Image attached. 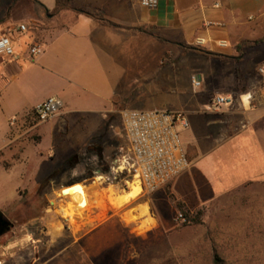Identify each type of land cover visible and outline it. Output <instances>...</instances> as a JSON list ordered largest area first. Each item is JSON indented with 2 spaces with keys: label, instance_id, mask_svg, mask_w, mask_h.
<instances>
[{
  "label": "rangeland",
  "instance_id": "1",
  "mask_svg": "<svg viewBox=\"0 0 264 264\" xmlns=\"http://www.w3.org/2000/svg\"><path fill=\"white\" fill-rule=\"evenodd\" d=\"M28 1L0 0V34L20 23L37 28ZM12 40L16 57L0 56V213L11 225L0 236V264H212L215 255L224 264H264V176L244 179L264 174L261 165L228 172L231 152L229 158L218 153L193 163L197 154L188 146L186 172L129 202L121 198L132 184L126 186L124 178L105 183L95 176L125 145L120 119L125 109L184 111L190 128L182 140H197L203 133L202 122L191 111L197 110V95L204 105L209 102L202 96L206 86L193 90L197 75L181 73L182 63L192 64L191 51L184 49L163 64L181 73L180 90L128 91L103 118L62 110L39 122L31 116L32 108L52 85L29 54L28 33ZM18 56L22 59L14 79L8 66ZM252 96L256 99L255 90ZM148 97L157 104L154 108L144 106ZM94 101L97 107L105 104ZM214 137L205 152L216 145ZM100 148L103 161L98 159ZM259 152L264 153V140ZM89 174L93 177L87 179ZM74 182L78 184L68 188ZM81 185L92 192L74 212L69 196ZM172 198L201 223L177 221L180 212Z\"/></svg>",
  "mask_w": 264,
  "mask_h": 264
},
{
  "label": "crops",
  "instance_id": "2",
  "mask_svg": "<svg viewBox=\"0 0 264 264\" xmlns=\"http://www.w3.org/2000/svg\"><path fill=\"white\" fill-rule=\"evenodd\" d=\"M38 1L50 12L56 8V0ZM71 1L73 9L96 14L112 26L73 10L50 16L46 23L32 18L38 24L36 29L30 27L29 39L44 50L35 63L52 85L48 95L35 106L49 98H59L67 115L103 118L119 99L125 98L126 92H175L180 90V74L194 72L201 83L198 89L206 86L202 96L207 95L209 102L204 105V98L200 100L198 95L193 100L197 110L191 112L200 119L204 131L197 140H183L185 148L196 151L192 162L203 163L218 153L229 158L227 152H231L228 172H242L254 165H261L264 171V153L259 152V144L264 140V75L259 72L264 66V45L240 58L248 78L246 94L236 91L235 77L237 46L264 40V0H165L157 10L143 8L138 0ZM199 40L204 44L198 46ZM222 43L226 46L221 47ZM182 45L217 56L192 52V64L182 63L178 76L163 64L182 55ZM18 59L22 57L8 66L14 79L18 78ZM192 88L195 90L193 82ZM254 90L256 99L252 96ZM215 97L229 99L231 104L214 108ZM94 100L105 104L97 107ZM145 101L146 107L157 105L149 97ZM233 129L235 133L230 134ZM212 136L216 145L205 152ZM203 167L208 170L206 165Z\"/></svg>",
  "mask_w": 264,
  "mask_h": 264
},
{
  "label": "built area",
  "instance_id": "3",
  "mask_svg": "<svg viewBox=\"0 0 264 264\" xmlns=\"http://www.w3.org/2000/svg\"><path fill=\"white\" fill-rule=\"evenodd\" d=\"M148 10H157L160 2L165 0H138ZM27 24L13 25L0 34V56L15 58L12 37L15 34H29ZM204 42L199 40L198 46ZM222 43L221 47H225ZM44 52L40 45L31 44L29 54L33 60ZM264 74V68L260 69ZM195 89L201 87L196 78L193 80ZM231 104V100L215 97L214 108ZM64 104L60 99L49 98L35 106L31 111L39 122H48L62 112ZM121 130L125 145L118 156L109 165V172L101 170L95 176L105 183H114L124 178L126 186L138 182L143 194H153L164 188L190 167L182 134L189 130L190 124L186 113L172 110H139L125 109L120 112ZM177 221L186 222L179 213Z\"/></svg>",
  "mask_w": 264,
  "mask_h": 264
},
{
  "label": "trees",
  "instance_id": "4",
  "mask_svg": "<svg viewBox=\"0 0 264 264\" xmlns=\"http://www.w3.org/2000/svg\"><path fill=\"white\" fill-rule=\"evenodd\" d=\"M18 0H15V2H17ZM32 5H33V11L35 16L37 17L38 21L46 23L49 21V17L50 16H54L62 11L65 10H73L79 14H84L87 15L89 17H91L92 19L99 21V22H103L106 23L110 26H112V24L108 21H106L104 18L93 14V13H88L86 11L83 10H76L72 8V1L71 0H56V8L53 12H50L43 4H41L38 0H29ZM137 32H141V33H145V34H149L151 35V33L145 31L144 29H137ZM163 41V40H160ZM164 42V41H163ZM262 45H264V40L261 41H257V42H243L241 44H239L237 46V52L239 54V61L237 63V68H236V72H235V77H236V91L240 94V95H244L248 92L249 86H248V78L245 74V72L242 69V62L240 61V58H244L247 53L251 50H254L256 48L261 47ZM182 48L187 50V51H191V52H199V53H203L204 55H209L212 57H216L217 55L214 54H209L207 52H204L202 50H199L195 47L192 46H187V45H182ZM99 153H98V159L100 161H103V154H102V148L98 149ZM109 165L110 164H106L105 168H104V173H108L109 172ZM93 174H89L87 179L92 178ZM80 182V181H79ZM78 184V182H74L72 184H70L69 186H73ZM173 199V203L174 205L177 207V209L179 210V212L185 217L186 219V223H193L195 225H198L201 223V221L199 219H192V217L190 216V214L188 212H185L181 206V204L177 203L175 201L174 198ZM212 264H224V261L218 256L215 255L213 257V261Z\"/></svg>",
  "mask_w": 264,
  "mask_h": 264
},
{
  "label": "bare ground",
  "instance_id": "5",
  "mask_svg": "<svg viewBox=\"0 0 264 264\" xmlns=\"http://www.w3.org/2000/svg\"><path fill=\"white\" fill-rule=\"evenodd\" d=\"M64 192H65V190H64ZM140 192H141V188H140L138 182L135 181L131 185V191L129 193L125 194L124 197L122 196L123 198H121V197L120 198L123 199V201H125V202H129L132 199L139 196ZM90 194H91V189H88L85 187H83V188L77 190L76 192L72 193V195L69 196V199L71 201L70 210L75 212L76 210L80 209L82 207L83 201L84 200L86 201V199L90 197ZM63 195H65V194H63Z\"/></svg>",
  "mask_w": 264,
  "mask_h": 264
},
{
  "label": "water",
  "instance_id": "6",
  "mask_svg": "<svg viewBox=\"0 0 264 264\" xmlns=\"http://www.w3.org/2000/svg\"><path fill=\"white\" fill-rule=\"evenodd\" d=\"M62 194H65L64 190L62 191ZM9 224L8 221L5 220L2 213H0V236L4 235L8 230H5V226Z\"/></svg>",
  "mask_w": 264,
  "mask_h": 264
},
{
  "label": "flooded vegetation",
  "instance_id": "7",
  "mask_svg": "<svg viewBox=\"0 0 264 264\" xmlns=\"http://www.w3.org/2000/svg\"><path fill=\"white\" fill-rule=\"evenodd\" d=\"M6 220V219H5ZM7 221V220H6ZM11 228V225H10V223L9 224H7V226H5V230H8V229H10Z\"/></svg>",
  "mask_w": 264,
  "mask_h": 264
}]
</instances>
